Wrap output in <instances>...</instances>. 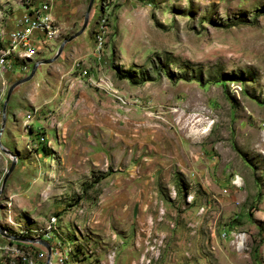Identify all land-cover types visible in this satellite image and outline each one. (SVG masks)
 I'll use <instances>...</instances> for the list:
<instances>
[{
    "label": "rangeland",
    "instance_id": "obj_1",
    "mask_svg": "<svg viewBox=\"0 0 264 264\" xmlns=\"http://www.w3.org/2000/svg\"><path fill=\"white\" fill-rule=\"evenodd\" d=\"M52 1L0 45V264H264V0Z\"/></svg>",
    "mask_w": 264,
    "mask_h": 264
},
{
    "label": "built area",
    "instance_id": "obj_2",
    "mask_svg": "<svg viewBox=\"0 0 264 264\" xmlns=\"http://www.w3.org/2000/svg\"><path fill=\"white\" fill-rule=\"evenodd\" d=\"M52 2V0L43 1L44 12H49V25H41V30L30 29V22H40V18L35 17V3H33V0L25 3L24 13L12 22L11 27L6 31L5 39L0 40L1 47L6 49L9 47H16V52H21L23 54L24 46H36L41 37L49 31V27L56 25L52 13ZM13 63L14 61L11 60L7 64L5 75L12 71ZM51 231L53 232V226L51 227ZM44 244L47 246L48 252L43 245L26 244V249H31L35 252V263L66 264L64 259L60 256L59 248L54 246L53 242H45Z\"/></svg>",
    "mask_w": 264,
    "mask_h": 264
},
{
    "label": "bare ground",
    "instance_id": "obj_3",
    "mask_svg": "<svg viewBox=\"0 0 264 264\" xmlns=\"http://www.w3.org/2000/svg\"><path fill=\"white\" fill-rule=\"evenodd\" d=\"M35 17H36V6H35ZM37 18V17H36ZM40 22H42V18H40ZM30 29H31V22H30ZM32 30V29H31ZM51 30V26L49 27V31ZM48 31V32H49ZM45 35H46V33H45ZM44 35V36H45ZM43 37V36H42ZM42 37H41V39H40V41L42 40ZM39 41V42H40ZM38 42V43H39ZM37 43V44H38ZM37 44H36V46H37ZM12 50H14V49H11V51ZM35 51V46H24L23 47V54L24 55H31V54H33V53H35L34 52ZM9 54H10V51H8L7 53H3L2 55H0V72H2V73H5L6 72V69H7V64L11 61L10 60V57H9ZM13 61H14V59H13ZM14 63H15V61H14ZM14 63L12 64V71L14 70ZM53 231H54V227H53ZM31 243H36V244H39V245H41L40 243H45V241H39V242H37V241H34V240H31L30 241ZM21 243V242H20ZM53 244H54V246H55V243L53 242ZM58 248H59V250H60V256L64 259V255L63 254H61V249H60V247L59 246H57ZM31 250V249H30Z\"/></svg>",
    "mask_w": 264,
    "mask_h": 264
},
{
    "label": "water",
    "instance_id": "obj_4",
    "mask_svg": "<svg viewBox=\"0 0 264 264\" xmlns=\"http://www.w3.org/2000/svg\"><path fill=\"white\" fill-rule=\"evenodd\" d=\"M91 2H92V0H89L88 5H87V8H86V11H85V14H84V17H83V22H82V26H81L80 30L75 35H73L72 37H70L67 41H70L71 39L75 38L76 36L80 35L83 32V30H84V28L86 27V24H87V17H88L89 9H90V6H91ZM62 46H63V44H61L58 47L55 56H58L59 55V53L61 52ZM32 73H33V70H32ZM9 92H10V90L8 91V93L6 95V98H5V101H4V104H3V109L5 107V104H6L7 100H8ZM3 125H4V115L2 114L1 129H2ZM0 133H1V131H0ZM13 167H14V163L12 162L11 165H10V167H9V169L6 171V173H5V175H4L3 179H2L1 188L4 185V183H5L6 179H7V177L9 176V174L13 170ZM40 244L43 245L47 249V252H48L47 246L44 243H40Z\"/></svg>",
    "mask_w": 264,
    "mask_h": 264
},
{
    "label": "crops",
    "instance_id": "obj_5",
    "mask_svg": "<svg viewBox=\"0 0 264 264\" xmlns=\"http://www.w3.org/2000/svg\"><path fill=\"white\" fill-rule=\"evenodd\" d=\"M41 51V50H40Z\"/></svg>",
    "mask_w": 264,
    "mask_h": 264
}]
</instances>
